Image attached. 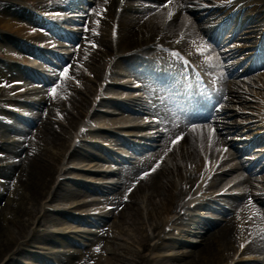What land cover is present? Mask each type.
<instances>
[{
  "label": "bare ground",
  "instance_id": "6f19581e",
  "mask_svg": "<svg viewBox=\"0 0 264 264\" xmlns=\"http://www.w3.org/2000/svg\"><path fill=\"white\" fill-rule=\"evenodd\" d=\"M0 3L13 13L1 19L3 36L11 48V66H15L11 67L15 71L13 75L42 83L41 90L37 91L45 95L38 106L24 101L25 105L30 104L35 109L21 115V118L19 116L14 123L7 124L4 129L11 136L0 143V146L7 144L4 146L6 149L12 147L13 159L5 162V158H0V166L9 168L4 172L5 177L14 181L17 191L14 193L19 199V202L13 203L14 214L17 213L21 224H24L18 233L9 227L4 228V237L0 236L1 264H59L58 260L64 264L63 255L55 248V244L63 241L59 233L52 230L54 227L60 231L74 224L98 228L90 244L81 241L69 244L71 247H82L80 253L74 250L65 254L72 263L119 264L124 257L114 249L106 252L107 238L114 237L109 231L110 226L137 233V237H140L138 244L144 251L149 247L150 235L147 231L153 234V238L159 237V241L153 245L156 250L162 247L160 233L168 230L166 227L169 224L181 226L182 236L190 238L194 235L190 228L196 222L202 226L198 243L193 246L190 242H172L175 247L186 245L194 248L164 255L160 259L145 257L137 252L135 258H124L125 264L170 261L172 264H264V218L259 205H264V197H259L257 204L251 201L247 192L253 187V181L261 180L260 175H264L263 157L252 153L249 148L254 142L261 141L260 138L252 140L246 148H238V164L222 168L226 163H221L218 167L220 170L215 169L217 172L211 178L214 180L201 191V195H208L204 198L205 203L201 201L203 203L199 202L193 207V210L200 207L218 212L220 217L205 218L188 212L189 203L199 198L192 195L191 189L195 177L202 171V151L207 146L221 144L222 131L230 133L238 130L235 119H232L233 122L223 121L224 118L242 115L239 109L231 108V103L237 102L242 105L241 109H248L247 114L256 118V127L264 129V69L258 78H254L255 81L247 80L249 76H246L264 67V0H93L91 5L85 0ZM78 4L85 5L79 9L83 14L79 21L84 25L70 32V17L64 13L68 9L72 11ZM36 23H41L43 28L36 26ZM187 36L190 37L188 41L184 39ZM227 39L247 40L249 44L222 50ZM61 41H69L73 50L58 59L56 71L50 70L54 71L53 74L45 73L42 69L44 63L49 62L47 54L60 47ZM162 45H167V48H162ZM199 46L203 48L202 51L193 52ZM214 47L219 50L218 61L209 56L210 49ZM240 53L245 54L244 60L236 61ZM211 64H218L224 72L209 73ZM28 65L39 71L24 68ZM80 66L99 81L108 80L102 88L104 91L116 92L119 91L116 87H127L128 83L124 82L127 77L141 79L147 101L135 98L128 104L123 97L116 100L101 97L95 102L100 85L95 86L92 100L82 96L80 89L67 94L69 85H75L70 84L68 79L77 78L82 83L84 77H80ZM87 85L84 83L83 87ZM221 85H225L224 92L218 91ZM16 89L21 96L31 92L34 87L19 84ZM118 94L124 95L126 92L119 91ZM196 101L200 103L195 105ZM46 103L61 106L69 103L76 114L71 113L66 105L61 108V115L68 124L64 126L56 111L48 108ZM91 106L93 108L89 109ZM103 106L108 109H102ZM147 116L152 120L131 127L134 131H140L133 138L112 131L103 133L88 128L78 133L75 129L77 122L86 118L99 121L97 126H108L127 122L131 118L142 120ZM83 124L89 125L86 122ZM211 128H214L213 134ZM89 133L108 148L89 144L81 138L71 142L73 137ZM158 142H161L160 146ZM235 143L237 141L232 145ZM123 146L131 150L129 158L133 156V160H122L120 163L122 181L116 183L119 186H112L111 195L103 199L104 204L110 205L109 210L95 215L87 213L75 216L41 204L40 201L47 198L56 175H63L49 192L47 204L59 201L69 204L66 208L69 211L98 210L97 205L103 202L93 196L104 184L97 181L102 173H88L96 179L93 183L87 182V178L67 182L66 174L70 173V167L66 164L74 161L93 163L94 166L109 164L114 162L112 153L118 155L115 151ZM53 149L59 151L55 153ZM68 149L65 157L64 151ZM245 153L248 155L242 157ZM179 160L184 166L183 172ZM189 167L196 168L193 170ZM191 170L195 177H192ZM234 171L237 172L233 174ZM244 172L247 174L242 176ZM172 173L174 177L169 176ZM230 174L228 181L237 180L235 184L242 188L237 194L226 198L225 203L229 202L230 208L215 206L214 203L219 204V196H210L211 189L227 181L226 177ZM178 179L185 185L177 186ZM73 198H78L76 204L72 202L74 200L70 201ZM83 198L86 200L81 202ZM145 198L147 205H150L147 210L149 218L142 215L140 206V199ZM187 198L190 200L185 207ZM27 204L31 207L28 208ZM5 208H0V217L6 225L12 217L9 213L12 210L8 209L7 212ZM177 208L185 209L182 222H174L171 218L178 212ZM110 219L111 224H108L110 222L107 220ZM42 226L47 228L43 229ZM49 227H52L51 230H45ZM27 229H31L30 236H27ZM241 245L244 247L239 253ZM32 248L37 250L32 251ZM254 253L263 255V259H244L247 255L254 256ZM18 256L23 259L22 263L17 262Z\"/></svg>",
  "mask_w": 264,
  "mask_h": 264
},
{
  "label": "rangeland",
  "instance_id": "374dc122",
  "mask_svg": "<svg viewBox=\"0 0 264 264\" xmlns=\"http://www.w3.org/2000/svg\"><path fill=\"white\" fill-rule=\"evenodd\" d=\"M11 1L12 2H18L19 0H0V2H5V3L11 2ZM49 1L51 2L53 0H49ZM85 1L88 5L93 4V0H85ZM78 6H79V8H78ZM83 7H85V5L78 4L77 7L73 8L72 11L69 9L65 11L64 15H67L68 17H70V20H68V22H69L68 27L71 30H76L79 27H83L84 24L79 21L80 19L83 18V14L79 11V9H82ZM12 14L13 13L9 9L4 7V4L2 5L0 3V123L2 124V126L0 125V134H2V137L0 138V143H2L1 141H6L8 139V137L11 136V134H9V135L7 134V131L4 129L5 126L7 124L14 123L15 120H19L18 119L19 116L21 118V115L22 116L24 114L27 115L29 113V111H31L32 109H35L34 106L40 105L41 99H43L45 97V95H43L42 93L37 91V90H41L40 87H41V85L43 86L42 83L39 84L37 82H31L30 80L26 79L25 77L17 78V77H14V75H13V73L15 71L12 68H15V66H11V63L13 61L12 57H11V53H10L11 48L8 45L7 39L3 36L4 29H3V26L1 25L2 17L3 16L10 17L9 15H12ZM62 25L66 26V24H62ZM36 26L43 28L42 27L43 25L41 23L40 24L36 23ZM247 42H248L247 40L227 39L226 44L224 46H222L221 49L222 50L228 49L231 47H236L237 45H241V44H249ZM64 49L67 50L68 53L73 50V48L70 47L69 43L66 41H61V47H58L54 50L60 52V51H64ZM210 50L211 51H210L209 56L214 57V59L216 58L215 61H218L220 58L219 50L215 47L213 49L211 48ZM16 51H18V50L16 49ZM62 55H64V54H62ZM47 56L49 58L50 54H47ZM243 57H245L244 53L238 54L236 56V61L244 60ZM51 59L54 62L56 61V58H51ZM80 63H82V62L80 61ZM44 65H45V67H43V68H44V71L46 70L45 71L46 73L49 72V74H53V72L56 71V65L55 64L53 65L51 63L45 62ZM191 66L196 68V66L193 64H191ZM243 66H245V65H243ZM80 69L82 72V74L79 72V74H81L80 77H84L82 80V83H80V80H77V78L76 79L73 78L71 80L68 79L70 84H75V85H72V87L69 85V89L67 91V94L74 93L75 89H80V91H82V93H81L82 96H84L86 99L88 98V99L92 100L94 98L93 90H94L95 86L101 84L99 86L100 93H99L98 97L109 95L107 92H110V91L105 92L102 90V87H103L102 85H103V83L106 82V80H100L99 81V79H96L93 76H91L90 72H88L87 69L83 68L82 66H80ZM240 69H242V68L240 67ZM262 69H264V67H262L260 69H256L254 74L246 75V76H249V77H247V80L255 81L254 78H258ZM50 70H54V71L51 72ZM220 71L224 72L223 69L219 68L218 64H211V68L209 69V73H212V72L217 73ZM13 78H17V80H13ZM78 78H79V76H78ZM133 78L136 79V77H133ZM28 83H30V84H28ZM84 83L88 84L87 85L88 87L84 88L83 87ZM19 84H22V85L25 84L26 86L31 87V88L34 87V89H33L34 91L32 90L31 92L22 94L20 96L18 94V90L16 89L17 85H19ZM243 84L244 83L242 82V85ZM146 85H147V83H146ZM119 89H122V88H119ZM125 90H129V88H125ZM95 98H97V97H95ZM231 98H232V96H231ZM24 101H29L30 104L32 103V104H34V106H31L30 104L25 105L26 103ZM31 101H34V102H31ZM13 102H16L15 103L16 105H14ZM231 104L233 106L231 108L239 109L241 111L242 115L238 116L236 114L237 116H233L231 119H227V118L225 119L224 118L223 121H226V120L230 121L231 120V122H233L232 119H235L234 121L237 122L238 130L235 132H230V133H228L227 130L222 131V135H221L222 136V138H221L222 143L219 145H216V146L210 145L207 148L208 154H206L205 156L207 158L212 157L210 162L211 163L215 162V165L217 163H221V162L224 163L225 162L226 164H224L222 166V168H228L230 165L233 166V164H238L239 158L236 157V152H237L238 148H240L242 146H244L243 148H246L250 145L252 140L260 138L261 141L254 142L249 148L252 151V153H256L257 156H262L263 162H264V129H258L256 127V123H257L256 118L253 117L252 115L250 116V114H247L248 109H245V110L241 109V108H243L242 105H239L237 102H234V101ZM65 105L70 110L71 113L76 114V112L73 111V109L69 105V103L68 104L66 103ZM65 105L61 106L60 104L54 105V104H47L46 103V106L48 108L54 109V111H56V115L61 120V122L63 123L64 126L68 125L66 123V120L61 115V108H65ZM92 107L93 106L89 107V109H92ZM101 108L107 109V107H105V106H103ZM243 111H245V112L242 113ZM72 117H74V116H72ZM76 117L77 116H75V118ZM84 120L85 121L81 120L80 123H82V124L84 122L88 123L90 126L89 125L85 126L86 128H95L96 127V122L93 123V121H90L87 118ZM78 125H79V122H77V124L75 125V129H77ZM114 131H120V130L114 129ZM123 132L129 133V130L128 129L123 130ZM212 132H214V128L213 129L211 128V134H213ZM105 134H107V133H105ZM70 135H71V133H69V138H70ZM76 137L77 136L74 137L75 141H77L81 138L83 141H87L89 144H92V145L93 144L95 145V143H98V144L100 143L99 141L96 142V140H97V139H95L96 136L93 135L92 133H89V134L82 136V137L80 136L77 139H76ZM13 138L15 139V137H13ZM234 141H237V143L232 145V143ZM93 142H95V143H93ZM157 144H160V143H157ZM6 145L7 144L0 146V158L3 157L6 160L5 162H10L13 159L11 156V151H10L11 150L10 148H12V147L8 146V148H7L8 150H7L6 147H4ZM211 150H214L213 156L209 155L211 153ZM218 150H220V152H218ZM52 151L57 153L59 150L53 149ZM68 152H69V149L64 151L65 157L68 154ZM224 152H226V153H224ZM247 152L249 153V150ZM120 153L123 154L124 156H126V159H125L126 161H130L132 159V158H127L130 155L129 148L124 147L122 150H120ZM248 153H245L242 157L247 156ZM201 154H203V153H201ZM217 154H218V157L216 159L215 156ZM203 157H204V155H203ZM64 161H65V158H64ZM169 164L172 165L173 161H172V164L171 163H169ZM67 165H69V167L72 166V167H70V173L66 174L67 182L70 181L71 179H76V180L82 179L83 180V179L87 178V181H88V179H89V181L94 180L93 176L87 173V170L92 171V169L97 168V166H93L94 165L93 163L74 161L73 163H68ZM179 166H181V171L183 172L184 166L182 163H180V160H179ZM77 167H80V169H78V170L75 169ZM190 168H194V167H189V169ZM8 169L0 168V208L2 206L6 207L7 212H8V209L12 210L9 212L10 214H12L11 215L12 217H11L9 222L7 221L8 225L7 224L5 225L2 222V218L0 217V236L1 237H4V232H5L4 228H6V227L11 228V229H13V231L18 233L19 232L18 230L19 229L21 230L22 226H24V224L23 225L21 224L22 222H21L20 216L18 217L17 213L14 214L15 209L13 208V203H14V201L19 202V199H18L17 195L14 193V192L17 193V191L14 187V181L10 178L5 177L6 173H4V172L8 171ZM214 169H215V166H212L211 171H213ZM211 171H210V173H211ZM238 171H239V169H238ZM235 172H237V171H234L233 174H235ZM77 174H79V176ZM173 174L174 173L170 174L169 176L174 177ZM246 174L247 173L244 172V175H242V176H245ZM259 174H262V173H259ZM252 176L254 177L256 175H252ZM258 176L259 175H257L256 177H258ZM260 176H261V180L253 181V187L249 188L247 190L249 197H251V201H255V203H257V204L259 202V197H264V175H260ZM61 177H63V175H56L55 180L51 183L50 191L53 190V187H55V185L57 184L58 180ZM120 178L121 177H119V182L122 181ZM229 178H231V174L227 175V177H226L227 181H224V182L216 185L215 187H213L212 188V195L220 196L219 197L220 198L219 199L220 204L221 205L224 204V205H226V207L230 208L229 202H228V204H225V202H227V199H226V198H228L227 196L231 195L233 193H238V191L241 190L242 187H241V185H235V182L237 180L228 181ZM206 180H207V178L203 182L202 181L199 182L197 187L198 188L201 187L206 182ZM164 182H165V180H164ZM182 184L185 185V182H181V179H178L176 185L181 186ZM116 186H119V184ZM196 190H197L196 188L193 189L191 193L194 194L196 192ZM2 191H4V192H2ZM49 192L47 193V198L45 197V199H42L40 201L41 204L44 207L58 208V210L60 212L67 214L69 211H67V209H65V203L64 202L58 203L59 202L58 201V202H53V203L47 204ZM110 192H111V190H110ZM110 192L104 193V194L95 192L97 195L93 196V197L100 199L103 202V204L101 203L100 205H97L99 207L98 210L97 209L96 210L89 209V210H94L93 211L94 214L95 213H104L107 210H109L110 205L104 204L103 199L107 196H110L111 195ZM78 198H73L70 201L74 200L72 202H75V201H77L76 199H78ZM8 199H10L8 202L9 205L6 206L5 204H6ZM145 199H140V206L142 208V215L145 218H147V217L149 218V214L147 213V210L150 209V205H147L148 201H147V199L146 200ZM85 200H86V198H83V199H81V202L85 201ZM189 200L190 199H188V198L185 199L184 206H187V203ZM23 205H26V204L23 203ZM259 205H260L261 216L264 218V205H261V204H259ZM27 206H28V208L31 207V205H28V204H27ZM176 210H178V208ZM198 210L201 211L204 214V216L208 217V218L220 217V215L217 214L218 212H213V211H210L206 208H201ZM184 211H185L184 209L178 210V212L176 214L171 216V218L174 219V222H179L181 220V215ZM188 212H191V210H189ZM192 212H194V211H192ZM0 215H1V212H0ZM24 218H27V216H24ZM111 220L112 219L107 220V222H110L108 224H111ZM145 221H146V219H145ZM194 226H195L194 229L193 228H191V229H193L195 231V233H194V235H191L189 238L187 235H186V237L182 236V233L180 231L181 226H177L175 224H169L166 227L168 230H165L164 232L160 233V235H162V238H163L162 239L163 245H162V247H160V249H156V250L153 248V245L159 241V237L153 238V234L150 231L149 232L147 231L146 233H148L150 235V238L148 241L150 248L148 247L144 251H143V248L138 244V240L140 237L139 238L137 237V233L132 232V230H130V229L124 228V229L119 230V229H116L114 226H110L109 231H111V233L114 235V237L107 238L109 241H107L108 244H106V247H107L106 252L108 253L110 251H113V249H114L115 252H118L122 257L129 258V259L135 258V255L137 254V252H140L145 257L157 258V259L159 258L160 259L164 255L169 256V255H172L175 253H180V250L183 251L185 249L194 248V247H189L186 245H182L181 247L180 246L175 247L174 245H172L173 241H178V242L186 241L184 243L190 242V245L193 244V246L196 243H198L200 240L199 234H201V230H202L201 227L202 226L198 222ZM41 228L44 229V228H47V226L46 227L42 226ZM51 228L45 229V230L48 231V230H51ZM54 228H56V227H54ZM54 228H52V229H54ZM174 228H178V229H174ZM97 231H98V228H96L93 225H80L79 226L77 224L69 226L64 230L62 229L60 233L57 231L63 242L59 243V244H55V246H56V249L59 250L60 253L63 255V260H65L64 264H75V263H72L70 261V258L67 255L70 254V252H74V250L78 251L76 253H80L81 249H82L81 246L71 247V246H69V244L71 242H74V241L75 242L81 241L82 243L90 244L93 241V239H95ZM196 231H197V233H196ZM27 234H28L27 236L31 235V229H27ZM16 236H18V234ZM27 249H30V248H27ZM153 251H155V252H153ZM65 254H67V255H65ZM103 256H104V254H103ZM124 258L119 262V264H125L126 263L125 262L126 259H124ZM252 258L263 259V255L254 253V256ZM18 259L20 262L22 261V259H20V256L17 257V260ZM58 262H59V264H62L61 263L62 261L58 260ZM164 263L165 264H172V261L164 262ZM164 263L160 262L159 264H164Z\"/></svg>",
  "mask_w": 264,
  "mask_h": 264
},
{
  "label": "snow or ice",
  "instance_id": "6c2138e0",
  "mask_svg": "<svg viewBox=\"0 0 264 264\" xmlns=\"http://www.w3.org/2000/svg\"><path fill=\"white\" fill-rule=\"evenodd\" d=\"M67 71V69H65V72ZM53 92H55V89H53ZM179 139V138H178ZM173 143H175V141L173 142ZM146 175H147V173H146ZM99 249H97V251H98Z\"/></svg>",
  "mask_w": 264,
  "mask_h": 264
}]
</instances>
